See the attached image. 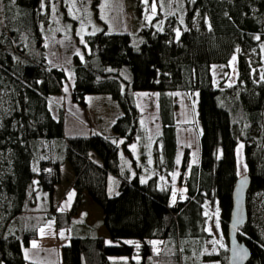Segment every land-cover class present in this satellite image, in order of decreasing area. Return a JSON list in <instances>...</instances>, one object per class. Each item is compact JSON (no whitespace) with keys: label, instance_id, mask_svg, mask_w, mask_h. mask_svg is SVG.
<instances>
[{"label":"trees","instance_id":"1","mask_svg":"<svg viewBox=\"0 0 264 264\" xmlns=\"http://www.w3.org/2000/svg\"><path fill=\"white\" fill-rule=\"evenodd\" d=\"M44 2L0 0V264H34L24 258L23 249L36 238L40 224L52 221L57 230H84L71 217L84 191L102 218L93 233L84 230L85 236H71L60 248L63 264H179V259L186 264L185 244L200 249L207 236L208 210H219L225 235L231 190L239 176L238 141L250 185L247 221L237 237L250 250L246 264H264V232L251 224L249 202L253 193H264V65L255 75L241 54L264 50V0H182L176 14L160 11L158 26L142 25L135 34L86 36L83 58H73L70 100L84 108L85 96L107 95L121 110L110 126L113 137L94 132L86 138H64L61 112L54 118L48 109L49 96L62 92L65 73L46 60ZM231 60L232 74L227 73ZM213 66L225 71L223 78H214ZM135 91L157 92L160 128L146 167L150 176L144 182L138 175L120 179L117 192L109 196L107 175L119 176L114 141L120 139L129 153L127 144L145 136ZM175 91L197 94L200 133L198 163L190 165L188 149L181 158L177 181L185 196L171 202ZM88 151L100 158L99 165L89 160ZM64 162L77 191L68 212L56 209L52 200ZM99 226L108 242L96 235ZM152 240L162 242L157 253ZM168 247L171 254L165 253ZM213 259L227 264L226 249Z\"/></svg>","mask_w":264,"mask_h":264},{"label":"rangeland","instance_id":"2","mask_svg":"<svg viewBox=\"0 0 264 264\" xmlns=\"http://www.w3.org/2000/svg\"><path fill=\"white\" fill-rule=\"evenodd\" d=\"M153 3L156 5L155 11L151 8ZM181 3L182 0H150L147 5L143 0H58L56 4H52L45 0L46 15L42 28L46 60L49 65L60 68L65 73L62 92L50 96L49 107L54 116H57L59 112L63 116L64 138H86L94 132L103 136L111 134L110 122L117 107V104L107 95H88L86 99L88 107L86 109L72 103L70 100L73 58L74 56L83 58L86 36L98 31L135 34L142 25L158 26L161 12L163 14H176L174 12L179 10V4ZM170 20L169 16L166 19V25H169ZM241 54L251 62L252 72L257 75V71L264 65V50H246L241 51ZM215 67L213 66L212 68L214 78H223L225 71L220 67ZM227 67V73L232 74L234 72V61L231 60ZM123 69L125 70V68ZM172 94L175 105L176 154L175 168L168 175L171 202L176 199V196H180V199L185 196L184 187L180 186L177 181L181 158L184 149H188L190 165L198 163L200 133V126L197 121V94L184 91H175ZM133 95L139 111V119L141 117L139 123L143 125L140 126L144 129L145 136L143 139L136 138L127 144L129 153L122 148L120 139L114 141L118 147L119 176L107 175L106 192L109 196L117 192L120 179L130 180L135 175H138L140 181L144 182L150 176L146 167L151 164L152 141L160 128L156 114L157 100L155 95H157V92L135 91ZM2 96L0 92V99ZM103 99H107V101ZM241 145L242 142L238 141L236 158L239 175L245 173ZM87 153L89 160L95 158L96 162L98 161L95 163L91 160L93 163L98 165L101 163L100 158L93 151H88ZM69 175H73V172L68 164L65 163L62 167L63 181L55 192L56 198L67 197L68 191L65 188L68 187L69 183L65 182ZM70 188L74 193V197L70 206L68 205V211L71 209L75 193L77 192L73 187V181ZM80 194L81 203L76 210L85 212L87 219L94 221L93 225H95L99 221L101 209L90 201L85 191ZM249 202L250 222L264 232V193H253ZM217 222L219 223V228L215 226ZM209 228L212 229L211 233L208 231ZM97 229L99 231L100 226ZM204 229L207 236L202 242L200 249L196 247L195 243L185 244L188 249L184 257L185 263L224 264L217 259L209 260L210 257L223 253L224 249L227 251L225 235L222 232L219 216H217L215 209H210L206 212ZM103 231L107 235L105 230ZM36 233V238L30 241L27 248L23 249L25 256L29 260H45V262L51 264H63L60 260V248L69 243L71 236H85L86 234L84 230L72 226L67 230H62L56 236L55 228L48 222L38 225ZM33 242L35 246H33ZM160 249V243H157L154 247V252L157 253ZM165 253L171 254L172 248L168 247ZM181 261L179 259V264H182Z\"/></svg>","mask_w":264,"mask_h":264},{"label":"water","instance_id":"3","mask_svg":"<svg viewBox=\"0 0 264 264\" xmlns=\"http://www.w3.org/2000/svg\"><path fill=\"white\" fill-rule=\"evenodd\" d=\"M249 185L248 175H239L231 190V208L225 228L227 264H246L250 259L249 248L237 237L247 221L246 196Z\"/></svg>","mask_w":264,"mask_h":264},{"label":"crops","instance_id":"4","mask_svg":"<svg viewBox=\"0 0 264 264\" xmlns=\"http://www.w3.org/2000/svg\"><path fill=\"white\" fill-rule=\"evenodd\" d=\"M51 96V95H50ZM50 96H49V98H48V109H49V111H50V113H51V115L54 117V118H56L57 116H54L53 114H52V112H51V110H50V107H49V104H50ZM88 96V95H87ZM87 96H85V103H86V106L84 107V109H86L87 107H88V104H87V101H86V99H87ZM156 96V95H155ZM94 98H99V97H94ZM102 98H104V97H102ZM103 100H106L107 101V99H103ZM121 114V110H120V108L118 107V105H117V107H116V111H115V114H114V116L112 117V120H111V124L113 123V121L119 116ZM156 114H157V111H156ZM58 115V114H57ZM62 116V115H61ZM140 120H141V117H140V119H139V122H140ZM111 124H110V126H111ZM141 126H143L142 125V123L140 124ZM96 127V126H95ZM94 127V128H95ZM96 131H98V130H96ZM105 136H108V137H113V134L111 133V134H105ZM95 158H91V160L93 161V162H95V163H97L96 162V159L94 160ZM66 162H64L61 166H60V179H59V182H58V184H56L55 186H54V189H53V194H52V200H53V205L56 207V209H58V210H61V211H64V212H68V207L70 206V203L72 202V200H73V195H74V193H73V191H71V184H72V181H73V175H69L70 176V178H69V176L66 178V182L65 183H69L68 184V187H66L65 189H66V191H68V194L66 195L67 197L65 198V197H61V198H59V197H55V192H56V190H57V188L58 187H60L61 186V184H62V167L64 166V164H65ZM67 173H68V171H67ZM71 194V195H70ZM63 199V200H62ZM68 199V200H67ZM84 201V200H83ZM62 202H63V205H62ZM69 205V206H68ZM72 219L74 220V219H76L77 221H78V223L79 222H81V224H80V226H81V228H83L84 230H86V231H90L91 233H93L94 232V229H93V222L94 221H89L88 219H87V216H86V213L85 212H83V211H80V210H76L73 214H72ZM102 218V213H101V215H100V217L98 218V220H100ZM48 223L52 226V227H54V224H53V222L52 221H48ZM55 228V227H54ZM101 229H102V231H101ZM55 230H56V236H58V234L59 233H61V231L62 230H64V229H56L55 228ZM67 230V229H66ZM104 229H103V227H100V229H99V231H98V229H97V232H96V235L97 236H100V237H102L104 240H105V242H108L109 241V239H108V236L107 235H105V233H104V231H103ZM70 237V236H69ZM69 237H66V238H69ZM23 256H24V258L26 259V260H28V261H30V262H32V263H34V264H51V263H49V262H45V260H29V258H26V256H25V253H24V251H23ZM58 263V262H57Z\"/></svg>","mask_w":264,"mask_h":264},{"label":"snow or ice","instance_id":"5","mask_svg":"<svg viewBox=\"0 0 264 264\" xmlns=\"http://www.w3.org/2000/svg\"><path fill=\"white\" fill-rule=\"evenodd\" d=\"M12 2L14 3V0H12ZM143 2H144L146 5L148 4V0H143ZM193 2H194V0H193ZM151 8H152L153 11H155V8H156L155 3H153V4L151 5ZM177 35H179V30H177ZM256 39H259V37H256ZM240 147H243V145H241ZM173 175H175V174L173 173ZM70 195H71V194H70ZM216 213H217V216H218V214H219V210H218V209L216 210ZM215 226H216V228H219V223L217 222ZM208 231L211 233L212 229L209 228ZM109 243H110V242H109ZM150 243H152L153 246L155 247V245H156L157 243H162V242L151 241ZM33 246H35L34 242H33ZM137 247H139V245H137ZM157 251H158V250H157Z\"/></svg>","mask_w":264,"mask_h":264}]
</instances>
